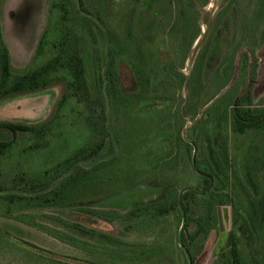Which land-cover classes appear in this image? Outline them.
I'll use <instances>...</instances> for the list:
<instances>
[{
	"label": "rangeland",
	"instance_id": "1",
	"mask_svg": "<svg viewBox=\"0 0 264 264\" xmlns=\"http://www.w3.org/2000/svg\"><path fill=\"white\" fill-rule=\"evenodd\" d=\"M247 1H250L249 7ZM56 2L0 0L2 36L9 49L15 75L37 69L50 60L51 51L44 50L39 55L38 49L44 34L50 32L57 20L53 9ZM200 2L197 0L196 8H190L193 11L186 13L190 21L195 16L200 17L202 29L182 70L185 75L182 88L177 93L166 94L169 97L162 101L153 99L154 96L150 101H145L153 104L148 110L142 107L138 109L136 105L132 110L128 107L129 101H124L128 110L119 118L123 127L122 137L125 139L119 178L122 183L116 181L105 187L87 185L83 189L89 190L77 195L75 201L60 209L40 206L35 201L27 205L26 199L20 207L19 200L11 199L27 193L25 180L30 176L34 178L33 173L38 172L39 168L63 161L66 154L59 155L56 147L35 152L28 148L30 135L22 133L18 135L19 143L15 148L5 156H0V186L8 185L7 195H11L5 196L6 193L0 192V199H6L0 200V231L7 236L0 237V264H138L139 253L155 227L146 220H131L133 232L128 235L123 232L122 226L110 220L105 222L107 225L99 226L101 230L89 233L68 229L61 219L79 215L80 210L87 207L122 212L137 204L161 199L164 196L161 177V182L156 177L139 183L156 167L158 170H169L182 164V178L193 174L189 170L193 157L188 153L185 156L184 152L189 150L188 146L195 148V165L203 173H210L211 155L220 153L223 155L218 158L219 164L228 162L234 165L239 181L249 183L253 174H259V178L254 180L258 183L259 192L253 193L252 200L242 202L238 198L235 204H218V225L203 240L204 253L196 250V264H230L229 243L233 235L246 264H264V133L253 140L254 131H249L246 136L234 135L226 126L235 109L243 112L248 102L252 108H264V0H209L206 6H201ZM134 3L135 0H91L88 3L89 14L78 15L74 25L86 31L93 29L94 25L96 28L94 14L101 10L100 28L104 29L108 21H111V26L117 31L129 9L139 8V4ZM174 3L175 0H167L166 7L160 8L159 3L153 7L154 14L162 11V15L157 16L158 24L162 20L168 24L172 19L170 13L173 15ZM188 4L192 5L190 2ZM234 4H237L236 8L232 7ZM113 11L114 17L111 14ZM249 11H252L251 16L246 19L244 15ZM150 17L145 12L135 16L138 41L143 38V21ZM261 28V44L256 45L253 51L252 44H256V41L247 38ZM156 35L158 38L153 43H143V50H147L152 69L155 65H166L174 61L168 35L160 31ZM82 37L86 43L90 40L87 38L88 33ZM127 41L128 51L119 59L118 67L125 92L133 94L139 89L127 62L136 60L133 57L136 46ZM102 45L103 40L100 38L96 47ZM139 45L142 44L139 42ZM91 46L89 43L85 52L89 63L93 53ZM236 50L238 56L234 57L233 65ZM243 53L247 54L248 66L256 67L254 74L249 72L243 75L244 66L240 59ZM178 80L181 81V78ZM249 88L247 101L243 97ZM65 91L66 86L59 83L41 93L15 96L2 101L0 122L25 125L45 123L53 117ZM242 94L240 104L236 105L238 96ZM7 135V131H0V138ZM149 161L153 168H148L146 163ZM260 161H263V165L258 163ZM136 182V186H133ZM22 185L25 189L21 188ZM169 221L162 226L166 235H159L164 245L169 240L166 237L176 235L173 228L168 227ZM116 239L122 240L124 246L113 247L111 240ZM169 258L171 256L167 255L161 264H172ZM184 263L183 259L180 262V258H175V264Z\"/></svg>",
	"mask_w": 264,
	"mask_h": 264
},
{
	"label": "trees",
	"instance_id": "2",
	"mask_svg": "<svg viewBox=\"0 0 264 264\" xmlns=\"http://www.w3.org/2000/svg\"><path fill=\"white\" fill-rule=\"evenodd\" d=\"M90 1L57 0L53 6L57 20L50 32L44 34L38 49L39 55L44 50L51 51L50 60L41 67L18 76L13 72L9 49L3 40L0 18V102L15 96L41 93L59 83L66 86V91L59 100L53 117L47 122L36 125L0 122V131L9 133L6 137L0 138V156H5L15 148L19 143L18 135L22 133L30 135L28 148L35 152L47 151L56 147L59 149V155L66 154V159L63 161L56 165L46 166V168L41 167L38 172L33 173L34 178L30 176L25 180L26 189L24 185L21 188H24L27 193L16 195L17 197L11 199L19 200V205L26 199L27 205L35 201L40 206L47 205L60 209L75 201L77 195H82L89 190L83 189L87 185L95 184L105 187L116 181L122 183L119 182V178H121L125 139L122 137L123 127L119 118L128 110L124 101H129L128 107L132 110L135 105L138 109L142 107L148 110L153 104L145 103V101H150L153 96V99L162 101L169 97L166 94L170 92L173 94L175 91L177 93V90L182 88L185 78L182 70L185 68L193 44L201 34L200 17L195 16L190 21V19L187 20L186 14L188 11H193L190 8H196L197 0H175L173 15L170 13L172 19L168 24L164 20L158 24L157 16L162 15V11L154 14L153 10L157 3L160 4V8L166 7L167 0H135L134 5L138 3L139 8L129 9L126 19L122 20L123 24L120 22L117 31L111 26V21H108L104 29L100 28L101 10H98L97 14H94L97 20L96 28L94 25L93 29L87 32L81 27L77 28L74 24L78 15L89 14L90 5L88 3ZM208 3L209 0H201L200 5L206 6ZM247 3L249 7L250 1ZM232 7L236 8L237 4ZM93 9L95 12L94 7ZM252 11L245 13L246 19L250 18ZM142 12L150 14L151 17L143 21L145 22L142 25L143 38L138 41L135 16ZM113 13L114 11L111 12ZM157 26H159L158 30ZM261 30L262 28L257 30L255 35L249 34L250 38H247H253L256 41V44H252L253 51L256 50V45L261 44L260 39L263 33ZM159 31L161 34L166 33L170 38L174 61L166 65H155L152 69L147 50L143 48L144 44H151L158 38L156 33ZM86 33H88V40L90 39L88 43L82 37ZM100 38L103 40L104 47L103 45L96 47ZM127 40L136 46L133 54L136 60L127 62L133 71L139 89L133 94L125 92L118 67L119 59L125 51H128L125 42ZM139 42L143 47L139 45ZM89 43L92 44L93 50L90 56L91 64L85 53ZM250 49L252 51V48ZM237 52L238 50L233 56V65L235 64L234 57L238 56ZM242 55L239 56L244 66L242 67L243 75H248L249 72L254 74L256 67H249L247 54ZM178 78H181V81ZM249 95L250 88L246 96L243 97V94L241 97L238 96L236 105L240 104L242 97L248 101ZM228 121L229 125L226 126L234 135L246 136L249 131H254L253 140H255L264 133V108H252L248 102V107L243 112L235 109ZM188 147L189 152L184 151L185 156L188 153L194 158L195 148ZM222 155L220 153L211 155L213 159L209 169L210 173L198 170L194 159L191 160L189 170L194 175L190 174L186 178L181 177L182 164L175 168L171 167L169 170H158L156 167L139 184L156 177L160 180L161 177L164 196L159 200L137 204L122 212L87 207L80 210L79 215L62 217L61 220L68 229L89 233L100 229V225H107L105 222L110 220V222L118 223L122 226L123 232L130 235L133 232L131 220L144 219L155 227L139 253L140 262L138 264H161L167 255L171 256L169 260L173 261L172 264H175V258H180V262L183 259L184 264H189L185 250L190 254L192 264H196V250L198 253H204L203 240L218 225L216 211L218 204H235L238 198L242 202H247L249 199L252 200L253 193L258 194L259 192L258 183L254 182L259 178V174H253L252 178H249V183L239 181L240 178L234 165L228 162L224 165L219 164V156L222 157ZM258 163L263 165V161ZM146 164L148 168L154 167L151 166L150 161ZM154 173H160V175ZM136 184L137 182L133 186ZM8 189V185L0 186V192L6 193L5 196H11L7 195ZM185 189L187 190L182 195V208L186 216L182 236L184 249L179 243V232L183 223L180 195ZM0 200L6 199L1 198ZM170 218L172 219L169 221ZM167 221H169L168 227H172L176 235L174 237L164 236L169 238L164 245L159 235L161 233L166 235L165 228L162 226ZM192 226L194 229H191ZM0 237L7 236L0 231ZM111 244L113 247L124 246L123 241L119 239L111 240ZM252 244L255 245L254 242ZM229 258L230 264H246L243 252L234 235L229 243Z\"/></svg>",
	"mask_w": 264,
	"mask_h": 264
},
{
	"label": "water",
	"instance_id": "3",
	"mask_svg": "<svg viewBox=\"0 0 264 264\" xmlns=\"http://www.w3.org/2000/svg\"><path fill=\"white\" fill-rule=\"evenodd\" d=\"M193 159H194V164H195V156H194ZM186 190H187V189H185L184 191H182V192H181V195H180V207H181L182 212H183V208H182V195H183V193H184ZM185 225H186V216H185V214H184V212H183V223H182V227H181L180 232H179V243H180V246H181L182 248H184L183 241H182V234H183V229H184ZM184 249H185V248H184ZM185 252H186V255H187V258H188V263H189V264H192V260H191L190 254H189L186 250H185Z\"/></svg>",
	"mask_w": 264,
	"mask_h": 264
}]
</instances>
